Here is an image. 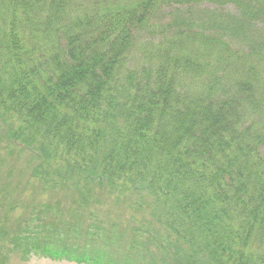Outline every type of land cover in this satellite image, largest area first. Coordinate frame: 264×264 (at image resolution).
Segmentation results:
<instances>
[{
    "label": "trees",
    "instance_id": "trees-1",
    "mask_svg": "<svg viewBox=\"0 0 264 264\" xmlns=\"http://www.w3.org/2000/svg\"><path fill=\"white\" fill-rule=\"evenodd\" d=\"M13 255L264 264V0H0Z\"/></svg>",
    "mask_w": 264,
    "mask_h": 264
},
{
    "label": "rangeland",
    "instance_id": "rangeland-1",
    "mask_svg": "<svg viewBox=\"0 0 264 264\" xmlns=\"http://www.w3.org/2000/svg\"><path fill=\"white\" fill-rule=\"evenodd\" d=\"M133 60L135 62V59H133ZM23 156H25V155H23V154L20 155V157L18 159L16 158V159H8V160L11 161V162H15V163L19 164L20 167H21V166H23V164L26 161V159ZM21 157H23L24 159H20ZM39 195H40V193L37 194V196H39ZM46 197L47 196L45 194H42L39 199H44L45 200ZM26 198H28V199L25 200V203L32 199L31 196L28 197L27 195H26ZM66 201H67L66 204H68L69 201L68 200H66ZM19 206H20V203H19ZM20 208L21 209L17 210V214L22 211V207L21 206H20ZM101 208L103 209V207H101ZM92 210H95V209H92ZM6 264H77V263H74V262H71V261H66V260L52 261V260H50L48 258H45V257L33 256V255H30L29 257H26L25 259H23V258L20 257V255H13V256L9 257V259H8Z\"/></svg>",
    "mask_w": 264,
    "mask_h": 264
}]
</instances>
